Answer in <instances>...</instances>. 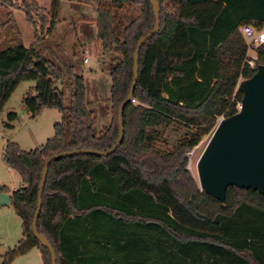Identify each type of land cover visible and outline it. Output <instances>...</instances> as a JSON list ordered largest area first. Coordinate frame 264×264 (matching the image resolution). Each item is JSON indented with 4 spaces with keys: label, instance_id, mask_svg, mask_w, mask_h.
<instances>
[{
    "label": "trees",
    "instance_id": "16d2710c",
    "mask_svg": "<svg viewBox=\"0 0 264 264\" xmlns=\"http://www.w3.org/2000/svg\"><path fill=\"white\" fill-rule=\"evenodd\" d=\"M92 1L101 58L111 77V121L101 132L87 105L84 76L40 48L55 26L56 6L39 22L36 2L0 0L4 8L24 12L35 32L28 48L12 12L0 17V113L20 83L33 81L34 93L23 99L32 118L44 109L64 115L55 137L35 151L5 143L3 162L22 180L11 205L22 219L23 238L4 264L32 248L51 264L49 249L32 230L45 161L75 150L109 151L118 142L120 106L133 82L136 47L155 27L154 9L150 0H129L139 14L119 17L123 4ZM157 2L160 30L140 50L122 144L107 157L78 155L51 163L38 232L53 246L57 264H264V195L229 187L221 203L201 191L188 169L189 154L213 135L219 118L239 112L240 80L264 66V45L255 59L248 57L239 32L243 25L264 27V0ZM18 119L9 113L5 126L12 129Z\"/></svg>",
    "mask_w": 264,
    "mask_h": 264
},
{
    "label": "rangeland",
    "instance_id": "374dc122",
    "mask_svg": "<svg viewBox=\"0 0 264 264\" xmlns=\"http://www.w3.org/2000/svg\"><path fill=\"white\" fill-rule=\"evenodd\" d=\"M18 4L24 1L36 2L38 10L34 13L36 21L40 22V17L50 18L55 11V26L51 33L45 34L40 46L44 56L57 64L66 63L75 66L77 74L85 76L87 86V105L95 112L96 129L101 132L104 127H108L111 121V77L107 66H103L102 58L99 60L97 72L91 70L96 65L94 57L101 54L100 46L93 48L89 46L93 42L95 25L97 19V8L92 0H15ZM139 9L130 8L127 4L117 10L119 17H134L139 14ZM12 12L16 24L21 33V39L26 47L34 43L35 32L33 26L27 22L24 12L17 9H6L0 5V17L5 13ZM4 39L0 31V43ZM8 41V40H7ZM246 41V40H245ZM248 44V42L246 41ZM89 48L90 54H85ZM254 57L255 51L248 52ZM119 54L114 53V56ZM89 62H85V58ZM104 74L105 79L102 77ZM98 81H92L90 78ZM243 79L240 80V82ZM239 82V83H240ZM35 82L25 81L19 84L9 101L0 113V190H18L22 187L20 176L10 169L2 159L3 148L6 142L17 143L25 152H31L45 145L55 137V125L63 121L64 115L56 109H44L37 117L32 118L24 108L23 99L27 94L34 93ZM67 103L69 96L66 91ZM11 112L18 114L19 119L14 122L13 128H7L8 115ZM223 119L219 118L217 125ZM212 136H207L189 154L188 169L195 182L200 187L197 165L205 151ZM23 238V222L17 214L13 205L0 207V264L6 262V254L14 250ZM9 264H44L41 252L37 248H32L23 255H17Z\"/></svg>",
    "mask_w": 264,
    "mask_h": 264
},
{
    "label": "water",
    "instance_id": "95a60500",
    "mask_svg": "<svg viewBox=\"0 0 264 264\" xmlns=\"http://www.w3.org/2000/svg\"><path fill=\"white\" fill-rule=\"evenodd\" d=\"M127 4L129 0H114ZM154 9L155 27L138 43L134 55L133 82L126 100L119 111V139L109 151L75 150L52 155L45 161L38 193V207L33 219L32 230L35 238L51 254V264H57V254L48 239L38 232V219L42 210V199L51 163L62 158L78 155L107 157L122 144L124 138V109L134 102V91L138 81L139 54L141 48L160 30V5L150 0ZM243 98L239 112L223 118L210 138L198 165L201 191L221 203H225L229 187L257 191L264 195V66H259L255 75L238 85ZM11 205V194L0 192V207Z\"/></svg>",
    "mask_w": 264,
    "mask_h": 264
},
{
    "label": "built area",
    "instance_id": "2783aa9c",
    "mask_svg": "<svg viewBox=\"0 0 264 264\" xmlns=\"http://www.w3.org/2000/svg\"><path fill=\"white\" fill-rule=\"evenodd\" d=\"M239 32L243 36V38L248 42V52L252 50L256 53L257 48L264 45V27L257 30L251 25H243L240 27ZM87 61L88 59L86 58L85 62ZM248 64L252 68L255 67V63L253 60H250Z\"/></svg>",
    "mask_w": 264,
    "mask_h": 264
},
{
    "label": "crops",
    "instance_id": "0c3cea01",
    "mask_svg": "<svg viewBox=\"0 0 264 264\" xmlns=\"http://www.w3.org/2000/svg\"><path fill=\"white\" fill-rule=\"evenodd\" d=\"M96 8H97V6H96ZM93 25H95L96 26V19H94V22H93ZM89 46H93V48H95V47H97V46H100L101 47V43L98 41V39H97V26L95 27V31H94V35H93V42L89 45ZM85 54H87V55H89L90 54V50H89V48L87 49V50H85ZM249 56L251 57V58H256V53H255V55H254V57L253 56H251L250 55V53H249ZM94 57V62H96V65L94 66V68L91 70L93 73H95V72H97V69H98V64H99V59L101 58V54L100 55H97V56H93ZM87 58V57H86ZM85 58V59H86ZM88 59V58H87ZM87 62H89V59H88V61ZM98 73V72H97ZM99 74H101V73H99ZM101 75H103V76H101L99 79L101 80L102 79V77H104V74H101ZM84 78H85V76H84ZM105 79L107 78V76L106 77H104ZM92 81H98L96 78H90ZM87 79L85 78V81H86ZM86 88H87V86H86ZM14 191H16V190H12L9 194H11L12 192H14Z\"/></svg>",
    "mask_w": 264,
    "mask_h": 264
}]
</instances>
